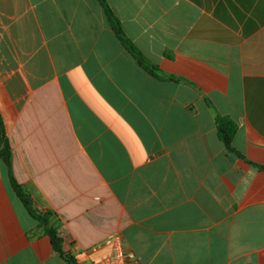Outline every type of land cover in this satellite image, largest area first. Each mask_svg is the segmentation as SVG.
Instances as JSON below:
<instances>
[{
  "label": "crops",
  "instance_id": "crops-1",
  "mask_svg": "<svg viewBox=\"0 0 264 264\" xmlns=\"http://www.w3.org/2000/svg\"><path fill=\"white\" fill-rule=\"evenodd\" d=\"M0 113L78 264L118 237L140 264H264V0H0ZM0 264H68L1 156Z\"/></svg>",
  "mask_w": 264,
  "mask_h": 264
},
{
  "label": "trees",
  "instance_id": "trees-1",
  "mask_svg": "<svg viewBox=\"0 0 264 264\" xmlns=\"http://www.w3.org/2000/svg\"><path fill=\"white\" fill-rule=\"evenodd\" d=\"M100 1L104 4L106 3V0H100ZM107 13L113 30L118 34L119 38L122 40L124 45H126V47L130 50V52L134 54L139 64L148 71H150L154 76L159 77V75L156 72L157 68L152 66L143 57V55L133 47L131 42L126 38L120 21L116 18V16L112 13V11L108 7H107ZM217 124H218L219 137L222 140V142L225 144L226 148L230 152L236 153L238 156L245 158L233 146V141L238 129L237 124L231 118L223 117V116L218 117ZM0 156L10 170L11 183L14 188V191L16 192L17 196L22 200V202L26 206L31 216L39 220L41 225L46 229V232L52 241V245L55 251L58 252L67 261L68 264H78V262L75 260L73 256H71L69 253L64 252L63 239L58 233V230L53 226H51L49 220V214L47 215L37 214L33 209L30 196L25 192L23 187L16 181L12 170L11 148L7 138L6 128L1 113H0ZM252 165L264 171V166L253 163Z\"/></svg>",
  "mask_w": 264,
  "mask_h": 264
},
{
  "label": "built area",
  "instance_id": "built-area-1",
  "mask_svg": "<svg viewBox=\"0 0 264 264\" xmlns=\"http://www.w3.org/2000/svg\"><path fill=\"white\" fill-rule=\"evenodd\" d=\"M108 245L112 248L111 253L95 264H140L138 258L125 248L120 237L108 241Z\"/></svg>",
  "mask_w": 264,
  "mask_h": 264
}]
</instances>
